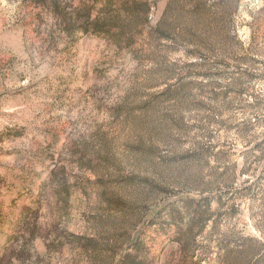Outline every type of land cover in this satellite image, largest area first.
<instances>
[{"label": "rangeland", "instance_id": "1", "mask_svg": "<svg viewBox=\"0 0 264 264\" xmlns=\"http://www.w3.org/2000/svg\"><path fill=\"white\" fill-rule=\"evenodd\" d=\"M0 264H264V0H0Z\"/></svg>", "mask_w": 264, "mask_h": 264}]
</instances>
